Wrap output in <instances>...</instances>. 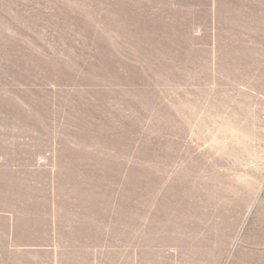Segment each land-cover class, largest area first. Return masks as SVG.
<instances>
[{
	"label": "rangeland",
	"instance_id": "rangeland-1",
	"mask_svg": "<svg viewBox=\"0 0 264 264\" xmlns=\"http://www.w3.org/2000/svg\"><path fill=\"white\" fill-rule=\"evenodd\" d=\"M0 264H264V0H0Z\"/></svg>",
	"mask_w": 264,
	"mask_h": 264
}]
</instances>
